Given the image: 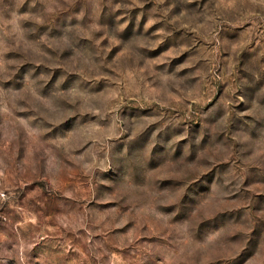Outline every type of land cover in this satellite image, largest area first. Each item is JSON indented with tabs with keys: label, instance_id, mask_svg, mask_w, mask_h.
I'll return each mask as SVG.
<instances>
[{
	"label": "rangeland",
	"instance_id": "1",
	"mask_svg": "<svg viewBox=\"0 0 264 264\" xmlns=\"http://www.w3.org/2000/svg\"><path fill=\"white\" fill-rule=\"evenodd\" d=\"M0 264H264V0H0Z\"/></svg>",
	"mask_w": 264,
	"mask_h": 264
}]
</instances>
